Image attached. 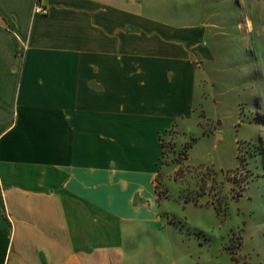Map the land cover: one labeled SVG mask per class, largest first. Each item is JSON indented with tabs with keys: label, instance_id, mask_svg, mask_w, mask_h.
I'll return each instance as SVG.
<instances>
[{
	"label": "crops",
	"instance_id": "1",
	"mask_svg": "<svg viewBox=\"0 0 264 264\" xmlns=\"http://www.w3.org/2000/svg\"><path fill=\"white\" fill-rule=\"evenodd\" d=\"M44 1L0 0V264H155L162 138L214 59L206 1Z\"/></svg>",
	"mask_w": 264,
	"mask_h": 264
},
{
	"label": "rangeland",
	"instance_id": "2",
	"mask_svg": "<svg viewBox=\"0 0 264 264\" xmlns=\"http://www.w3.org/2000/svg\"><path fill=\"white\" fill-rule=\"evenodd\" d=\"M205 1L214 59L162 138V228L143 235L155 264H264V0Z\"/></svg>",
	"mask_w": 264,
	"mask_h": 264
},
{
	"label": "built area",
	"instance_id": "3",
	"mask_svg": "<svg viewBox=\"0 0 264 264\" xmlns=\"http://www.w3.org/2000/svg\"><path fill=\"white\" fill-rule=\"evenodd\" d=\"M34 13L46 14L48 12V7L44 0H34L33 4Z\"/></svg>",
	"mask_w": 264,
	"mask_h": 264
}]
</instances>
